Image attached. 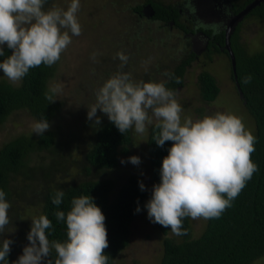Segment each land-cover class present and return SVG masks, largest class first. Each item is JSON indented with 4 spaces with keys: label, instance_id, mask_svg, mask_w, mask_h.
Masks as SVG:
<instances>
[{
    "label": "clouds",
    "instance_id": "1",
    "mask_svg": "<svg viewBox=\"0 0 264 264\" xmlns=\"http://www.w3.org/2000/svg\"><path fill=\"white\" fill-rule=\"evenodd\" d=\"M48 0H0V57L4 46L12 51L0 70L13 83L21 81L32 68L51 67L72 43L73 36L82 34L78 19L81 0H71L67 9ZM218 26L213 25L214 30ZM96 53H93L95 59ZM120 67L127 65L129 57L117 53ZM247 76L244 83H250ZM179 83V78L176 80ZM62 91L60 84L48 87L44 97L49 104ZM177 93L166 87L165 81H136L130 72L118 71L95 91V102L87 109L88 121L98 126L106 115L121 134L134 130L143 135L155 119L158 132L154 141L159 147L172 142L168 155L163 158L160 183L153 186L147 201L148 219L171 229L176 236L187 235L183 229L185 218L218 219L246 187L258 165L253 162L257 138L246 127L243 118L227 112H216L202 119L183 116L184 109L176 99ZM51 128L47 118L32 125L33 132L43 135ZM128 162L139 165L138 156ZM121 163H126L122 160ZM141 191L146 187L140 183ZM65 192L57 190L52 199L59 206ZM11 204L0 189V262L9 264L11 239L4 238L11 223ZM141 209L137 207L136 212ZM58 221H65L67 240L50 241L47 230L52 221L46 215L32 220L23 254L13 264H44L55 250L54 264H108L105 250L109 247L106 217L94 198L82 195L71 201V210L55 213ZM15 229H8L14 233ZM264 260V257L261 258ZM47 264H52L47 259ZM261 264V260L254 261Z\"/></svg>",
    "mask_w": 264,
    "mask_h": 264
},
{
    "label": "rangeland",
    "instance_id": "2",
    "mask_svg": "<svg viewBox=\"0 0 264 264\" xmlns=\"http://www.w3.org/2000/svg\"><path fill=\"white\" fill-rule=\"evenodd\" d=\"M70 2L71 0H55L51 5L56 4L66 10ZM145 2L146 0H81L78 19L82 25V34L72 37V43L54 64L55 74L48 83V87L55 84L62 86V91L54 97L56 102L61 104V109L58 117L51 123L50 130L56 135V143L68 146L65 149H68L73 157L70 164L62 168L63 171L61 169L57 172L49 166L51 163L60 162V153L64 148L61 152L55 151L51 154H33L32 163H42L41 169L32 174L19 173L13 179V185L18 192L8 201L11 204V223L5 231L9 228L16 231L4 233V238L14 241L11 245L12 264L29 244L27 234L31 229L32 220L38 218L41 212L37 198L47 189L107 179L113 183V197L128 177L135 176L146 187L147 201L151 198L153 187L146 142L150 127L156 124L155 119L143 135L130 130L129 152L126 155L119 154L118 166L113 170H87V163L81 159L86 144L83 140L79 141V135L88 134L87 125L94 123L87 119V107L95 102V91L111 76L123 71L130 72L136 81L167 83L173 69L188 57L189 48L183 47L187 41L180 39L183 34L178 32L177 36L176 32L171 33L167 27H162L156 22L143 24V21H139L132 13L133 7ZM212 13L217 12H209ZM239 43L249 55L264 52V20L248 18L241 26ZM118 52H124L129 57L127 65L123 68L120 67ZM93 53H96L95 59ZM202 72L212 75L220 90L219 96L212 103L204 102L201 97L199 75ZM0 82L18 87L21 81L17 84L11 83L4 76L3 70H0ZM174 91L177 93L176 99L184 109L183 116H191L196 120L216 112L235 114L243 118L246 127L254 134L253 120L245 110L231 80V65L227 56L215 54L209 59L200 57L199 61L186 68L183 86ZM97 115L102 119L107 118L99 110ZM35 122L24 111L10 116L0 127V147L15 136L37 135L32 129ZM132 156H138L141 163L133 165L128 162ZM122 160L126 163L122 164ZM58 165L57 168L60 167ZM190 222L193 236L198 237L204 230L206 220L190 218ZM130 230L129 245L114 264H160L165 237L148 219L146 208L134 220ZM168 237L178 241V237L174 235L169 234ZM258 260L264 264V260Z\"/></svg>",
    "mask_w": 264,
    "mask_h": 264
},
{
    "label": "trees",
    "instance_id": "3",
    "mask_svg": "<svg viewBox=\"0 0 264 264\" xmlns=\"http://www.w3.org/2000/svg\"><path fill=\"white\" fill-rule=\"evenodd\" d=\"M54 1L48 0L46 6ZM253 1L238 0L239 3L233 9V13L241 12ZM145 3H152L156 7L160 19L164 21L168 19L163 17V13L172 19L171 13L164 7L154 4L152 0L150 2L146 0ZM144 4L133 7L132 13L136 17V12H139ZM248 18L264 20V1L247 15L246 19ZM137 19L139 20L138 17ZM239 31L240 28L233 31L230 42L236 60L237 84L242 96L240 100L255 126L253 135L257 138V142L251 158L258 165V171L233 201L232 207L228 208L220 218L206 220L204 230L198 237L193 236L190 217L183 221V229L187 230V235L182 236L174 235L170 227L165 228L154 223L155 228L165 237L160 264H252L264 257V52L253 55L246 53L239 43ZM223 40L224 33L222 32L217 35L216 41L223 44ZM4 51L5 56L0 57V62L12 54L8 48H4ZM190 61V59L184 60L173 69L166 83L167 88L174 91L183 86V77ZM54 74V65L51 67L41 65L30 69L18 87L0 82V127L7 122L10 116L21 111L27 112L36 122L47 118L51 124L58 117L61 109V104L58 102L49 104L44 97L48 83ZM247 76L252 77L250 83H244ZM177 78H179V83L176 82ZM199 83L204 102H214L220 93L214 77L207 72H202L199 75ZM87 126V136L79 135V141L83 140L86 144L81 159L87 163V170L116 169L119 154L126 155L129 152L130 130L121 134L108 117H104L98 126L94 123ZM156 132L158 129L152 125L146 142L152 187L160 183L162 161L172 146V142L169 141L163 147H159L154 141ZM55 136L51 130L42 136H15L0 147V189L6 193L7 201H11L13 195L18 192L16 186L13 185V179L19 173L30 172L32 174L43 166L42 163H32L33 154H51L55 151L61 152L64 148L60 153V162L51 163L49 168H54L58 172L70 164L73 154L65 149L68 146L58 145ZM57 164L60 167L57 168ZM140 183L137 177H128L113 197V183L107 179L89 180L64 188L47 189L39 194L37 198L41 205L39 216L46 215L52 221V228L47 230L49 240L57 242L67 240L66 222L58 221L55 213L64 211L67 214L71 210V201L74 198L82 195L91 196L106 217L109 247L105 250V255L109 257L108 264H114L118 256L129 245L132 223L145 211L148 194L146 191H141ZM57 190L65 192L59 206L52 203ZM137 207L141 209L139 213L136 212ZM169 234L178 237V241L168 237ZM47 259L54 264L55 250H52L44 264H47ZM8 260L9 264H12L11 252Z\"/></svg>",
    "mask_w": 264,
    "mask_h": 264
},
{
    "label": "flooded vegetation",
    "instance_id": "4",
    "mask_svg": "<svg viewBox=\"0 0 264 264\" xmlns=\"http://www.w3.org/2000/svg\"><path fill=\"white\" fill-rule=\"evenodd\" d=\"M237 1L238 0H170L165 2L164 0H152L154 4L164 7L166 11L171 13L172 19H169V16L164 13L162 14L163 17L168 18L166 21L158 17L159 13H157L156 7L152 3H145L142 9L136 13L139 20L141 19V21H143V24L156 22L162 27H167L171 33L176 32L177 36L178 32L183 34L180 38L181 41H187V43L183 44V47L187 49L188 46L189 48V52L187 53L188 57L185 60H191L190 64L187 66L191 67L192 63L199 61L202 56L209 59L215 54H220L227 56L230 61V57L225 50V30L232 21V18L240 13V11L233 13V9L239 3ZM213 10H216L217 13L209 14V12ZM246 17L235 26L234 30L237 28L241 29L242 24L247 20ZM213 25L218 27L214 30ZM207 32L210 34L207 35ZM222 32L224 33L223 44L216 41L217 35ZM182 43L183 42H181V44ZM232 75L231 70V80L236 87ZM236 90L238 91L237 87ZM238 95L239 98L242 99L239 92Z\"/></svg>",
    "mask_w": 264,
    "mask_h": 264
},
{
    "label": "water",
    "instance_id": "5",
    "mask_svg": "<svg viewBox=\"0 0 264 264\" xmlns=\"http://www.w3.org/2000/svg\"><path fill=\"white\" fill-rule=\"evenodd\" d=\"M264 0H254L250 3L243 11L238 13L235 17L232 18V21L226 27L225 30V50L228 53L231 61V70L233 74V79L235 81L236 87L238 88L237 84V75H236V60L235 56L232 52L231 45H230V37L232 32L234 31L235 26L244 18L246 17L253 9L259 6ZM238 92L241 96L240 90L238 88Z\"/></svg>",
    "mask_w": 264,
    "mask_h": 264
}]
</instances>
